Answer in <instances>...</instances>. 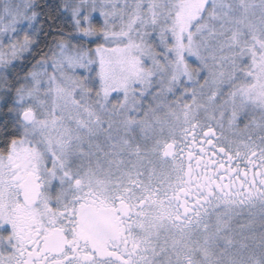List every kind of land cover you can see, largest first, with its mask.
Returning <instances> with one entry per match:
<instances>
[{
  "label": "snow or ice",
  "instance_id": "1",
  "mask_svg": "<svg viewBox=\"0 0 264 264\" xmlns=\"http://www.w3.org/2000/svg\"><path fill=\"white\" fill-rule=\"evenodd\" d=\"M0 264H264V0H0Z\"/></svg>",
  "mask_w": 264,
  "mask_h": 264
}]
</instances>
